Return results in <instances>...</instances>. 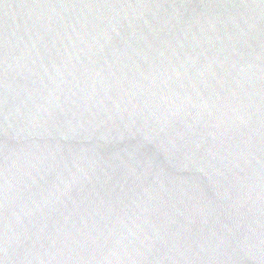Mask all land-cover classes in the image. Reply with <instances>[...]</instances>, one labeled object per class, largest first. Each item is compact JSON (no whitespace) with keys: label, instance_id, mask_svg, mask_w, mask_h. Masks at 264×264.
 Instances as JSON below:
<instances>
[{"label":"water","instance_id":"obj_1","mask_svg":"<svg viewBox=\"0 0 264 264\" xmlns=\"http://www.w3.org/2000/svg\"><path fill=\"white\" fill-rule=\"evenodd\" d=\"M0 264H264V0H0Z\"/></svg>","mask_w":264,"mask_h":264}]
</instances>
